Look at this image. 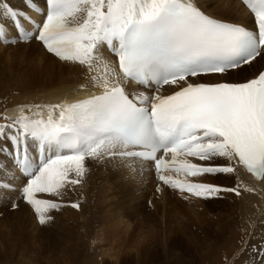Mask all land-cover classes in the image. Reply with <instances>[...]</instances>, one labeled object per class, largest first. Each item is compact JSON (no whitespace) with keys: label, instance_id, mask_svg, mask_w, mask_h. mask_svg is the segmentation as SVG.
Segmentation results:
<instances>
[{"label":"bare ground","instance_id":"bare-ground-1","mask_svg":"<svg viewBox=\"0 0 264 264\" xmlns=\"http://www.w3.org/2000/svg\"><path fill=\"white\" fill-rule=\"evenodd\" d=\"M208 1L205 4V0H0V54L9 48L6 43H12L11 45H13L22 42L12 13L19 19L17 25L21 26L24 37L28 38L24 41L25 43L32 42V37H36L38 32L47 34L48 29L56 30L52 22L60 16L70 20L72 25L80 29L83 26L89 29L94 27V32L97 33L96 37H90V40L86 43L89 50L82 49V53L76 51L75 56H73L75 57L74 63L68 66L58 65L63 72L68 74L69 78H63V75L55 74L45 84H42L43 82L34 84L35 82L33 81V83L29 77L18 79L19 77L12 76L9 79L7 72H0L3 78V83L1 82L2 79H0V83L3 87L14 80L12 90L17 92L10 99V103L8 102L4 106L5 108L2 109V112L6 113L1 120L3 121L2 124L6 125L0 131V154H3L6 158L3 167L0 169V176L6 178L2 184H11V180L15 181L18 178L16 187H13L17 192L16 196L13 191H7V194L13 198V205H18L16 201L20 200L22 204L28 207L27 200L23 198V189L28 180L21 173V167L18 163H22L26 157L37 161L39 152L43 149L46 158L52 161L43 170V174L47 176L46 180L51 181L50 185L47 184L49 185L48 190H53L61 201H66L65 203L69 205H74L77 202L76 198H78V201H81L79 199L82 198V201L90 205L92 218L86 221L85 224L88 240L91 238L90 240H93V243L101 247L102 256H114L115 263L118 261L121 248L127 247V237L129 232L131 233V227L127 221L131 213L124 212L125 207L121 208L125 204L122 202L123 195L130 198L147 197L149 199L151 197L153 201L155 197H158L154 192V188H156L157 191L161 190L158 197L159 201H154L155 207L159 209L173 204L176 200L181 201L179 195L182 196L184 192V190H180L183 188L181 181L186 180V178L192 184L190 187L192 190L209 183H218L217 181H219V185L222 184L221 182H227L230 188L236 185L240 188L241 195L235 200L238 201L246 218L251 217L252 210L257 212L255 218L258 215L261 218L264 217V178L260 181L249 174L237 160L233 151L219 137L202 144L199 143L196 147L201 149L206 144L216 147L221 146L222 152L210 156L209 159L212 158L211 160H205V166L209 163H212V165L222 163L228 167L232 166V173L227 174L226 179L217 175L211 176L210 173L202 170L193 174H180L178 170L156 174L153 164L141 160L136 161L126 155L137 149L131 142H125L118 135L112 134L107 135V138H100L98 141L94 137L96 133H93L92 128L81 125L73 117L71 110L74 102L99 96L112 91L119 85L125 91L124 93L121 90L122 99L126 100L129 97L131 101L139 106L149 105L152 97L155 96L151 88L136 87V85L127 81L122 71L119 70V56L123 50V43L118 41V39L122 40V37L116 31L123 30L133 21L152 20L164 10L165 5L175 2L184 4L197 8L211 17L230 21L250 31L252 30L250 6L256 4L257 0H220L219 3L222 4V7ZM47 2L53 8H58V5L64 3H68L70 7L67 6L68 8L62 9L61 12H57L53 16L51 10V18L47 22ZM8 8L21 10L15 13ZM227 16L230 18L227 19ZM102 23L104 25L109 24L112 30H116L108 34L104 41L101 39V35L105 31ZM94 32L88 35H95ZM108 46L115 48L113 56L112 53L107 51ZM38 50L43 53L39 47ZM89 53L94 54V58H89ZM81 54H84V56ZM83 58L89 60L88 64H84L85 60L83 61ZM260 63L263 67L264 55L237 71L197 78L195 82L214 83L230 81L231 78L252 77L262 68L259 67ZM184 85L185 82H181L168 86L164 92H156V95H166ZM4 89L3 93L6 96L10 91L7 88ZM15 127L24 130L25 135L16 137ZM69 132L76 137L78 143L75 151L61 149L63 146L60 140L64 137L68 138L69 136H66L65 133ZM98 135L100 137L104 136L102 133H98ZM5 136H8L9 140H11L10 136L14 137L11 141L13 146H9V140L7 145L4 141ZM107 155L110 158L103 161L106 163L102 166L106 167L107 171L104 172L105 174L99 173L101 168L98 162L103 156ZM58 156L57 159L53 158ZM181 156H172L170 159L180 161ZM190 161L197 162L198 160L194 158ZM201 164L204 163L200 162L199 166ZM48 169H55V175L52 172L46 173ZM58 170H61V172L57 173ZM102 174H104V177ZM64 176L73 183L77 182L78 187L76 185H74L76 187L65 186ZM126 178L128 181H125ZM52 180H55V182H52ZM167 180H170V184L164 185L162 181ZM105 182L109 184L107 189L104 188L106 185L103 186ZM133 184L137 185V188L133 187ZM40 187V184L35 183L32 197L37 195L36 191H39L40 196L49 198L46 191L40 190ZM78 189L84 192L81 193ZM137 191H140V194L134 195ZM45 198H39V201L41 200L44 203ZM94 204H96V211L93 213ZM20 207L23 206H19L17 209L16 207L13 208L18 210ZM140 207L137 206L136 210H140ZM29 210L31 209L29 208ZM77 210L81 211L79 208ZM137 237L140 238L139 235Z\"/></svg>","mask_w":264,"mask_h":264},{"label":"rangeland","instance_id":"rangeland-1","mask_svg":"<svg viewBox=\"0 0 264 264\" xmlns=\"http://www.w3.org/2000/svg\"><path fill=\"white\" fill-rule=\"evenodd\" d=\"M207 1L205 0V4ZM208 2L222 7L220 0ZM8 9L15 13L21 10ZM59 18L62 19L61 16ZM69 21L60 20V23L65 25L62 27L67 26L69 32L73 34L75 25ZM70 39L72 38L69 35L54 40L49 47L42 46L35 41L36 39L30 43L17 42L18 45L6 43L9 48L0 54V72H7L9 79L12 76L19 77L18 79L29 77L32 82H35L34 84L38 82L45 84L55 74L69 78L58 65L68 66L74 63L72 56H75L76 51L79 52L84 43L81 38L75 39L77 42ZM38 47L43 53L38 50ZM74 48L79 50L74 51ZM259 67H262L261 63ZM0 79L3 83L1 74ZM245 79L247 78L238 77L231 78L230 81ZM12 82L14 80L4 87L0 83L1 128L4 127L1 120L4 116L2 109L17 94L12 90L14 87ZM6 88L10 92L5 96L3 89L6 90ZM14 133L16 137L25 135V131L19 127L14 128ZM12 138L14 137L10 136L11 140H9L8 136H5L4 141L7 145L9 140V146H13ZM99 165L101 171L105 169L99 173H106L107 168L102 167L105 163ZM0 167H3V163ZM104 174H102L103 177ZM227 174L217 176L226 179ZM66 178H64L65 181ZM5 180L6 178L0 176V184ZM16 180H11V184H3L4 187L0 188L2 190L0 193V264H29L30 262L31 264H264V217L261 218L258 215L255 218L257 212L252 210L251 217L246 218L238 201L235 200L240 196L228 190L230 187L227 182H221L222 184L219 185L217 181L215 187L205 189L201 195L202 198L179 195L181 201L176 200L173 204L159 209L155 207L154 201H159L161 190L157 191L156 188L154 192L158 197H155L153 201L151 197L149 199L138 197V199L123 195L122 202L125 204L121 208L125 207L123 211L131 213V216L127 218L131 233L129 232L127 237V247L121 248L120 256L115 263L114 256H102L101 247L93 243L91 238L90 241L88 240L85 224L92 218V213L90 205L82 201V198L79 199L81 201L76 198L77 202L69 205L50 190L52 191L50 198L55 204L50 198L40 197L45 198L44 203L40 200V203L45 206L51 200L50 207H41L32 211L22 203L19 205L21 201L17 200L18 205L14 207L16 209L18 206L23 207L15 210L11 205L13 198L7 194V191H13L16 196L17 192L13 189L16 187ZM41 180L43 177H40ZM125 181L128 179L126 178ZM50 183L51 181L48 182L45 179L40 183V190L47 191L44 186ZM64 185L78 187L77 183L70 180ZM133 185L137 188V185ZM103 186L107 189L109 184L105 182ZM230 189H235V186ZM137 192L134 195L140 194V191ZM232 196L234 199L231 198ZM57 199L61 205H57ZM95 205L92 208L93 213L96 211ZM56 206L57 209H55ZM137 206H141L140 210H136ZM49 208L52 209L49 210ZM78 208L81 211H78ZM37 218L42 221L39 222ZM138 235L140 238L137 237Z\"/></svg>","mask_w":264,"mask_h":264}]
</instances>
